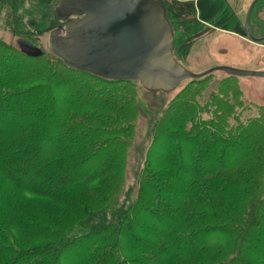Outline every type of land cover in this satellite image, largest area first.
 <instances>
[{
    "label": "trees",
    "instance_id": "trees-1",
    "mask_svg": "<svg viewBox=\"0 0 264 264\" xmlns=\"http://www.w3.org/2000/svg\"><path fill=\"white\" fill-rule=\"evenodd\" d=\"M43 58L0 42V264H61L74 249L72 264H264V110L232 126L222 95L202 119L182 94L154 129L159 155L124 191L138 113L127 81Z\"/></svg>",
    "mask_w": 264,
    "mask_h": 264
},
{
    "label": "rangeland",
    "instance_id": "rangeland-1",
    "mask_svg": "<svg viewBox=\"0 0 264 264\" xmlns=\"http://www.w3.org/2000/svg\"><path fill=\"white\" fill-rule=\"evenodd\" d=\"M21 1L16 14L7 6L0 7V42L20 53L18 43L25 41L42 51L44 60L56 59L49 52L47 41L50 32L63 26L55 15L58 0ZM161 1L173 31L174 59L186 70L196 75L217 67L264 72V43L247 41L243 31L245 14L253 0ZM15 16L18 21L13 18ZM250 26L256 36H264V0L256 3ZM124 86L133 96L138 111L133 114L132 120L126 122L132 124V133L124 154V191L135 189L137 174L146 158L148 159L147 155H159L158 151L164 143L162 140L154 143V129L182 94L186 93L182 99L193 98L198 104L200 110L197 111V116L202 119H209L213 111V108L211 110L206 106L207 103L222 95L234 109L228 115L229 125L232 126L257 118L264 110V78H236L223 72H215L199 81H185L171 93L146 91L137 81H127ZM20 199L33 203L37 208L49 205L30 195H22ZM137 226L138 229H144L143 224ZM20 247L26 249L28 245L20 243ZM121 252L127 260H141L129 256L124 247ZM68 253L70 255H66L61 264H72L82 253V249H74Z\"/></svg>",
    "mask_w": 264,
    "mask_h": 264
},
{
    "label": "water",
    "instance_id": "water-1",
    "mask_svg": "<svg viewBox=\"0 0 264 264\" xmlns=\"http://www.w3.org/2000/svg\"><path fill=\"white\" fill-rule=\"evenodd\" d=\"M256 0L249 8L245 28ZM56 19L63 26L50 32L49 52L68 69L108 81H137L149 92L171 93L185 81H196L215 72L230 77L264 78V72L217 67L193 74L173 56V31L161 0H58ZM28 58L42 51L28 42L18 43Z\"/></svg>",
    "mask_w": 264,
    "mask_h": 264
},
{
    "label": "flooded vegetation",
    "instance_id": "flooded-vegetation-1",
    "mask_svg": "<svg viewBox=\"0 0 264 264\" xmlns=\"http://www.w3.org/2000/svg\"><path fill=\"white\" fill-rule=\"evenodd\" d=\"M255 1H256V0H253V1L250 3V5L248 6L247 11H246V14H245V19H244V27H243L244 30H243V31H244V35H245L247 41H249V42H251V40H250V38H249V36H248V34H247V32H246L245 23H246V17H247L248 10H249L250 6H251ZM256 3H257V2H256ZM256 3L254 4V6H253V8H252V10H251V12H250V15H249V19H248V32H249V34H250V36H251L252 38L258 40V39H264V36H256V35L254 34V32L252 31L251 26H250L251 15H252V12H253V10H254V7H255ZM251 43H253V42H251ZM261 43H263V42H261ZM259 44H260V43H259Z\"/></svg>",
    "mask_w": 264,
    "mask_h": 264
},
{
    "label": "bare ground",
    "instance_id": "bare-ground-1",
    "mask_svg": "<svg viewBox=\"0 0 264 264\" xmlns=\"http://www.w3.org/2000/svg\"><path fill=\"white\" fill-rule=\"evenodd\" d=\"M166 16V15H165Z\"/></svg>",
    "mask_w": 264,
    "mask_h": 264
}]
</instances>
